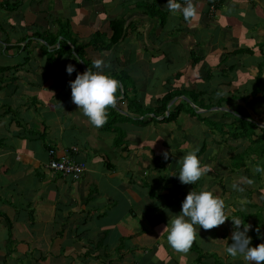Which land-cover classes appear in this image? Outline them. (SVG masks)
Instances as JSON below:
<instances>
[{
  "label": "crops",
  "instance_id": "1",
  "mask_svg": "<svg viewBox=\"0 0 264 264\" xmlns=\"http://www.w3.org/2000/svg\"><path fill=\"white\" fill-rule=\"evenodd\" d=\"M26 1L13 13L20 19L0 9V264H244L224 249L233 216H251L248 235L264 243V172L254 171L264 168V155L246 134L228 137L226 127L244 119L264 129V0H192L189 21L167 0ZM55 17L69 20L81 41L95 31L110 36L109 22L126 20L125 37L110 50L85 49L88 69L103 58L106 72L127 78L108 115L121 145L72 102L69 81L81 72H66L71 58L54 61L53 47L42 49L31 35L56 32ZM14 25L21 30L11 32ZM171 93L179 95L162 112ZM178 105L176 120H165ZM49 149L86 169L76 180L49 170ZM193 151L210 172L181 184L172 174ZM201 189L215 190L232 211L217 228L196 226L198 252L179 253L163 228L187 193Z\"/></svg>",
  "mask_w": 264,
  "mask_h": 264
},
{
  "label": "clouds",
  "instance_id": "2",
  "mask_svg": "<svg viewBox=\"0 0 264 264\" xmlns=\"http://www.w3.org/2000/svg\"><path fill=\"white\" fill-rule=\"evenodd\" d=\"M167 6L172 13H182L185 21H189L197 12L192 0H184L183 4L177 0H167ZM108 66L103 58L95 59V71L88 69L77 73L76 78L69 81L72 102L95 128H101L107 123L109 109L114 108L119 101L120 83L110 72L105 71ZM75 71L74 64L66 66L69 75ZM148 156L150 159V151ZM162 156L164 160H168L169 151H163ZM254 171L261 173L264 168L256 166ZM208 172L210 169L201 164L196 151H193L183 156L179 173L172 175L178 176L181 184L194 185ZM247 183L252 181L248 180ZM232 188L242 190L237 183H233ZM231 211L215 190L189 191L182 201L181 210L163 228H167L168 245L179 253H187L196 239V226L205 231L217 228L229 219ZM230 220L234 231L231 235L232 243L225 247V253L233 259L242 258L244 264H264V243L252 246V238L248 235L251 225L239 216H233ZM257 233L259 234V229Z\"/></svg>",
  "mask_w": 264,
  "mask_h": 264
},
{
  "label": "trees",
  "instance_id": "3",
  "mask_svg": "<svg viewBox=\"0 0 264 264\" xmlns=\"http://www.w3.org/2000/svg\"><path fill=\"white\" fill-rule=\"evenodd\" d=\"M21 1H17L15 3H10L8 1H3L0 3V6L4 5L5 9L7 11L10 10H15L16 8L18 9L20 6ZM144 8L146 9H152V6L144 5ZM16 9V10H17ZM162 17V15L160 16ZM53 21L57 24V30L56 32H53L51 29H47L43 31L42 33L38 30V28H32L31 35L38 38L41 40L43 43H41V48L44 50H47L49 46L53 47V51L51 53L52 56L55 57L56 62L59 61L64 56H67L71 58L72 63L76 66V71H79L83 73V69L88 70V64L86 62L85 58V49L86 48H91L94 51H108L112 47H114L116 44L121 41L125 35H126V20L123 18H118L115 20H112L109 22V29L111 31V35L107 36V34L102 33L100 31H95L91 37L85 41H81L78 37H74L73 34L70 33L69 31V20L63 21V19L59 17H55ZM64 27H62L63 25ZM29 28V29H31ZM2 29V27H1ZM30 35H26L22 42H24L27 37ZM60 37V38H59ZM59 41L58 45H56V42ZM32 41H28L25 45L24 48H27L30 46ZM81 61V62H79ZM120 83L123 84L127 80L126 76L123 78L122 76H114ZM119 93L122 91V88H119ZM125 98L128 96L126 95V91H124ZM174 95H179L177 94H167L162 98V106H161V111L163 112L165 109L166 103H168ZM191 100L194 101L198 98V94L191 93L190 95ZM132 104V100L129 99L128 106ZM192 111V109H191ZM181 112V106H176L174 110L169 111L167 117L165 120L167 121H174L178 117L179 113ZM193 113V112H190ZM114 123V118H110L107 120V123L105 124L106 129H110L113 132L117 134V137L115 138V145H121V137H122V132L121 130L117 129L116 127L112 126ZM241 129H242V134H246L247 138L251 137L250 145H255L259 144V147L263 148V152L261 154H264V129L259 128L262 131L261 135H256L254 131L251 130V127H256L255 124L245 121L244 119L240 120L239 122ZM258 128V127H256ZM236 137V136H234ZM258 147V146H257ZM259 153V155H261ZM176 179V178H175ZM177 187H179L177 185ZM259 216V215H258ZM251 216H241L242 220L246 223L247 220ZM243 227V226H242ZM252 246H257L260 244V239L258 235L253 236V239L251 240ZM195 251L198 252V247L196 248L195 244H192L191 246Z\"/></svg>",
  "mask_w": 264,
  "mask_h": 264
},
{
  "label": "built area",
  "instance_id": "4",
  "mask_svg": "<svg viewBox=\"0 0 264 264\" xmlns=\"http://www.w3.org/2000/svg\"><path fill=\"white\" fill-rule=\"evenodd\" d=\"M73 150L75 149L73 148ZM48 154L50 160L46 164V167L62 176H68L76 180L86 169L84 162L76 161L69 156L55 157V151L53 149H49Z\"/></svg>",
  "mask_w": 264,
  "mask_h": 264
},
{
  "label": "rangeland",
  "instance_id": "5",
  "mask_svg": "<svg viewBox=\"0 0 264 264\" xmlns=\"http://www.w3.org/2000/svg\"><path fill=\"white\" fill-rule=\"evenodd\" d=\"M66 2H67V0H65ZM17 2V1H16ZM21 2L23 3V4H21L20 3V5H23L24 7H22L21 8V10H20V13H23V11H24V9H25V6H27V1L26 0H24V1H22L21 0ZM15 3V2H14ZM139 5H141V6H143L144 7V5L145 4H139ZM21 7V6H20ZM20 7L18 8V9H20ZM1 8H3V9H5V6L4 5H2V6H0V9ZM88 7H85V9H87ZM17 9V8H16ZM10 10V13H11V18L12 17H16V19H20L21 17H20V15H17V16H14L13 15V13L16 11L17 12V10ZM57 10L58 9H60L59 7L58 8H56ZM84 9V10H85ZM85 11H87V10H85ZM9 12V11H8ZM54 12H56L55 10H54ZM75 11L73 10V13H74ZM90 15L91 14H89L88 13V11H87V15L85 16L86 17V19H88L89 20V18H90ZM87 16H89V17H87ZM63 21H65V19H63ZM90 21V20H89ZM93 23V22H92ZM62 25H63V23H62ZM62 27H64V25L62 26ZM96 28V26L95 25H93V24H90V25H87L86 26V31L87 30H91L92 32H93V30ZM9 30L11 31V32H17L18 30H21L17 25H14L13 27L11 26H9ZM3 33L4 34H7L8 33V30L7 31H3ZM60 38V37H59ZM0 42H2V43H4V44H6L2 39H0ZM4 44H1L0 43V45H1V48L3 49L4 48ZM120 83V82H119ZM246 121V120H245ZM235 126H238L237 128H235ZM229 127H234L235 129H229ZM226 129L228 130V134H227V136L228 137H233V136H235V135H238V133L239 132H241L242 131V129H241V126H240V124L238 123V122H234V123H232V124H230L229 126L227 125V127H226ZM239 129L241 130V131H239ZM251 130L252 131H254V133L256 134V135H261L262 134V131L263 130H261V129H259V128H256V127H251ZM232 139V138H231ZM251 137H248V142H250L251 141ZM250 140V141H249ZM258 147H259V144H256ZM264 154H261V156H263Z\"/></svg>",
  "mask_w": 264,
  "mask_h": 264
},
{
  "label": "water",
  "instance_id": "6",
  "mask_svg": "<svg viewBox=\"0 0 264 264\" xmlns=\"http://www.w3.org/2000/svg\"><path fill=\"white\" fill-rule=\"evenodd\" d=\"M57 43H59V41H57Z\"/></svg>",
  "mask_w": 264,
  "mask_h": 264
}]
</instances>
